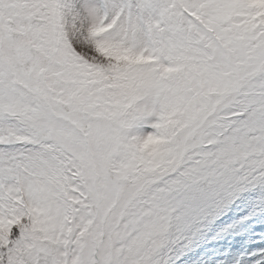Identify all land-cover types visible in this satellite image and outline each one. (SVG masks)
Masks as SVG:
<instances>
[{"label":"snow or ice","instance_id":"1","mask_svg":"<svg viewBox=\"0 0 264 264\" xmlns=\"http://www.w3.org/2000/svg\"><path fill=\"white\" fill-rule=\"evenodd\" d=\"M0 264H264V0H0Z\"/></svg>","mask_w":264,"mask_h":264}]
</instances>
